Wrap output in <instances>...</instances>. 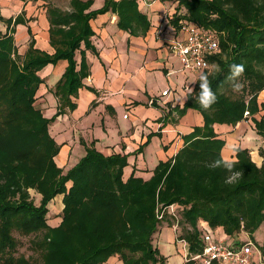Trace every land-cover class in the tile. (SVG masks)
Instances as JSON below:
<instances>
[{
	"label": "trees",
	"instance_id": "16d2710c",
	"mask_svg": "<svg viewBox=\"0 0 264 264\" xmlns=\"http://www.w3.org/2000/svg\"><path fill=\"white\" fill-rule=\"evenodd\" d=\"M90 6L81 0H70L67 12L47 6L52 54L35 48L29 29L27 48L19 54L13 34L16 25H25L22 14L0 17L6 25V32L0 30V264H39L14 257L15 232L40 235L30 247L41 264H104L113 256L123 264H162L152 237L164 221L173 225L171 216L158 220L156 215L160 206L171 204L189 226L181 235L189 254L202 249L199 221L211 230L221 228L235 245L246 241L237 238L241 232L254 242L253 234L264 227V148L259 149L260 166L240 147L234 160L227 161L222 156L225 142L213 125L234 126L252 117L256 133L264 137V114L253 118L264 110L258 99L264 90V0H178V8L186 12L174 19L176 31L186 21L218 39V53L207 59L209 68H217L203 73L217 101L207 110L200 106L198 81L184 107L200 112L203 125L183 136V147L172 159L159 162L146 181L133 174L124 181L126 157H105L93 147H86L70 169L59 167L54 160L59 146L48 132L54 118L46 119L34 106L43 82L39 71L64 60L67 66L53 94L60 111L75 108L70 97H77L89 70L84 53L78 69L74 55L81 42L93 50L89 21L96 15L111 8L121 29L139 21L142 29H135L147 32L148 21L138 14L136 0H106L101 9L87 12ZM232 64L245 67L238 80L242 94L236 98L228 95L232 86L225 80ZM30 190L38 195V205ZM58 197L59 210L53 201ZM258 247L264 252V241Z\"/></svg>",
	"mask_w": 264,
	"mask_h": 264
},
{
	"label": "crops",
	"instance_id": "0c3cea01",
	"mask_svg": "<svg viewBox=\"0 0 264 264\" xmlns=\"http://www.w3.org/2000/svg\"><path fill=\"white\" fill-rule=\"evenodd\" d=\"M81 1L91 2L89 12L101 9L106 0ZM136 4L138 14L149 24L144 35L138 31L142 29L139 21L121 29L119 16L111 8L89 21L92 30L89 42L93 50L81 42L74 55L78 69L84 53L89 75L83 79L77 97H70L75 105L73 110L65 106L60 111V104L53 94L67 62L60 60L48 64L38 73L43 82L36 92L34 106L46 119L54 118L48 125V132L59 146L54 160L65 171L85 155L86 147H93L105 157L114 154L126 157L124 181L132 174L146 181L159 162L172 159L183 147V136L203 125L200 112L184 107L201 76L182 71L162 40L173 37L174 19L184 15L186 10L178 8V0H136ZM49 5L70 11V0H0V17L9 19L22 14L25 21V25L14 27L13 38L19 54L27 48L28 29L35 48L49 54L54 52L49 44ZM0 30L6 32L4 23L0 22ZM161 30L162 33L157 35ZM167 89L170 95L161 98L160 94ZM152 99L157 102L149 105ZM258 99L264 103V90ZM181 111H184L182 115ZM263 114L264 110H261L253 118L259 119ZM213 130L225 142L222 149L225 160L233 161L235 149L240 147L250 152L257 166L261 165L259 149L264 148V137L256 133L252 117L234 126L214 124ZM253 154L257 156L254 159ZM203 223L199 221L206 227ZM212 231L216 237L231 242L221 228ZM262 231L260 228L253 234L255 247L264 241ZM179 233L172 224L164 221L153 235L152 244L163 258L162 264H187L184 258L189 254L188 244L182 242L184 239ZM243 235L241 232L237 238L249 239L248 235ZM104 264L123 263L118 256H113Z\"/></svg>",
	"mask_w": 264,
	"mask_h": 264
},
{
	"label": "built area",
	"instance_id": "2783aa9c",
	"mask_svg": "<svg viewBox=\"0 0 264 264\" xmlns=\"http://www.w3.org/2000/svg\"><path fill=\"white\" fill-rule=\"evenodd\" d=\"M161 31L157 32L160 35ZM172 38L163 37L162 40L169 49V53L174 56L182 71L190 72L202 76L209 69L208 57L213 56L219 51L217 37L208 31L198 28L195 24L181 21L177 31L172 30ZM167 89L160 94V97L170 95ZM157 102L152 99L149 105ZM247 115V113H245ZM127 115H124L126 118ZM157 219L162 220L165 215L177 220L178 215L174 204L160 207L156 211ZM204 224V223H203ZM206 225V223H205ZM201 231L200 252L186 254L184 261L190 264H251L258 249L251 240L243 241L241 245H235L216 237L214 232L202 224H199ZM173 228L178 230V222L173 223ZM183 243H186L185 240Z\"/></svg>",
	"mask_w": 264,
	"mask_h": 264
},
{
	"label": "rangeland",
	"instance_id": "374dc122",
	"mask_svg": "<svg viewBox=\"0 0 264 264\" xmlns=\"http://www.w3.org/2000/svg\"><path fill=\"white\" fill-rule=\"evenodd\" d=\"M2 23V22H1ZM1 28L3 29L4 26H1ZM22 54V53H20ZM216 66L215 65H210V68L209 70H207V72H213L216 70ZM241 85V84H240ZM242 94V85L240 87V89L237 91V90H234L233 88L231 89L230 92H228V95L231 97V98H236L238 96H240ZM245 115V114H244ZM247 116V115H245ZM261 149V148H260ZM250 154V152H249ZM255 154L252 155V158L254 159L255 158ZM260 156V155H259ZM250 157H251V154H250ZM257 157V156H256ZM261 157V156H260ZM252 160V159H251ZM255 163V162H254ZM30 193V196L31 198L33 199L35 205H38V195L33 191V190H30L29 191ZM55 204H57L58 206L55 208L57 210L60 209V198L58 197L57 199H54L53 200ZM52 206H53V203H52ZM50 206V208L52 207ZM161 207V206H160ZM159 207V208H160ZM53 210V208H52ZM178 222V230H179V234L183 235V230H188L189 226L185 223H182V218L179 216V218L177 220H172V223H175V222ZM170 222V221H169ZM171 223V222H170ZM262 234L264 235V227H262ZM14 237L17 239V242H18V245H17V249L16 251L14 252V257L18 258V257H22L24 259H28L29 262H37L39 264H41V258L39 256V253H36L34 250H31V247H30V242L31 240H34L36 239L38 236L40 235H37V234H33V235H30V236H20L19 234H17L16 232L13 234ZM246 235H248L247 233H244L243 237H245ZM249 237V236H248ZM258 238H259V235H258ZM249 240H251L249 238ZM256 244V243H255ZM257 247V246H256ZM258 248V247H257ZM258 251H259V255L258 253L254 255V262L252 264H264V255H263V251H261L260 248H258ZM255 256H259V257H256L255 259Z\"/></svg>",
	"mask_w": 264,
	"mask_h": 264
},
{
	"label": "clouds",
	"instance_id": "9594fccd",
	"mask_svg": "<svg viewBox=\"0 0 264 264\" xmlns=\"http://www.w3.org/2000/svg\"><path fill=\"white\" fill-rule=\"evenodd\" d=\"M229 74L225 78L229 82L234 90H239L241 85L238 82L239 78L243 76L245 72V67L243 64H232L229 66ZM199 103L202 108L205 110L209 109L217 101V96L212 90V87L209 84V81L206 76H201L199 83ZM220 161H216V166H220ZM225 167L228 170H231L232 164L230 162L225 163ZM236 175H239L237 173ZM234 178V177H233Z\"/></svg>",
	"mask_w": 264,
	"mask_h": 264
}]
</instances>
